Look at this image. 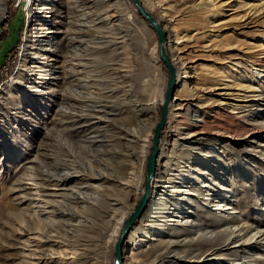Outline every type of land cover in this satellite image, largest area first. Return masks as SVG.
<instances>
[{
	"label": "rangeland",
	"instance_id": "rangeland-1",
	"mask_svg": "<svg viewBox=\"0 0 264 264\" xmlns=\"http://www.w3.org/2000/svg\"><path fill=\"white\" fill-rule=\"evenodd\" d=\"M44 1L31 0L34 12L30 13L28 0H0V264H37L31 253L40 258L56 253V259L61 252L76 264H113L114 245L122 227L107 249L112 216L108 214L120 215L123 226L144 193L145 163L168 73L158 55L154 29L138 15L130 0H49L53 7L49 12L40 5ZM156 1L160 5L153 8L150 0H141L162 25L165 36L167 32L171 36V45L176 35L194 37L185 53L192 66L191 87L225 78H256L257 66L245 71L235 67L228 55L235 53L236 47L252 57L255 47L264 43L261 17L250 27L239 25L244 15L240 2L262 9L264 0H215L214 15L208 0ZM224 2L227 4L221 5ZM105 16L112 20L108 27L98 20ZM121 16L127 22H118ZM213 17L222 25L214 33L206 32V21ZM40 22L53 30L45 33ZM261 54L252 62L264 66V47ZM174 66L176 76L181 74V65L176 62ZM68 68L73 71L69 77ZM49 71L57 72L60 79L54 82ZM38 72L43 76L36 75ZM262 75L256 80L264 87ZM41 80L44 85L38 84ZM246 107L242 112L200 109L198 116L179 111L174 126L182 130L196 123L199 133L193 138L198 140L192 147L181 148L179 143L183 141L179 139L178 144L172 142L166 148V152L172 146L178 153L191 151L189 159L209 164L218 178L228 182L227 188L212 182L210 174H197L199 179L188 174L186 155H169L174 160L169 167L166 159L159 165L160 135L154 171L161 167L185 176L191 183L195 179L210 198L221 196L232 205L218 208L213 204L220 198L207 203L196 192L182 195L174 191L168 202L170 210L179 205L180 196L198 199V207L188 204L186 215H166L167 222L160 221L161 226L146 224L130 241L139 221L151 216L146 206L121 245L123 264H129L132 255L136 263L153 260L168 242L184 244L168 257L180 264H264V240L248 242L249 235L238 236L239 243L221 256L205 253L223 240V234H208L218 220L241 218L244 228L257 227L264 233V99ZM141 110L148 113L146 118L137 112ZM97 112L101 116H95ZM216 132L221 134L218 137L223 144L210 142L209 136ZM202 145L231 157L223 161L206 158L198 150ZM98 167L107 170L106 175H100L107 182L92 187L79 184L99 174L91 169ZM64 173H73L70 178L75 181L65 190L47 181ZM128 177H132V183ZM33 183L45 191L41 199L53 201V208L66 217L77 215L80 221L64 218L51 227L42 215L41 223L33 222L35 202L41 200L29 191ZM21 185L27 191L15 190ZM46 228L52 231L49 241L73 244L75 257L45 245V238L37 239L36 231ZM189 251L198 258L182 259Z\"/></svg>",
	"mask_w": 264,
	"mask_h": 264
},
{
	"label": "bare ground",
	"instance_id": "bare-ground-1",
	"mask_svg": "<svg viewBox=\"0 0 264 264\" xmlns=\"http://www.w3.org/2000/svg\"><path fill=\"white\" fill-rule=\"evenodd\" d=\"M259 1H261V0H259ZM31 3H32L31 0H28V4L30 5L29 12L33 13L34 11L32 8L34 6L31 7ZM51 3L52 2L49 0L42 2L40 5L43 8V11H46V12L51 11L53 8ZM150 3H151V6L153 8L160 5L156 0H150ZM226 4L227 3L224 2L221 5L225 6ZM260 4H264V1H263V3H260ZM207 6L210 9L209 11L211 12V14L214 15L217 12L216 11L217 3L215 2V0H208ZM240 6H243V8H244V11H243L244 15H242L239 18L240 27L246 28V27H250L252 25H255L257 23L256 19L259 17H261L259 19L264 20V8L259 9L258 8L259 5H255L253 3H248L245 1H241ZM35 8H36V6H35ZM110 19H111L110 17L105 16V17H100V19H98V20H100L105 27L106 26L108 27L109 22L112 21ZM117 21L118 22L122 21V23L127 22L123 16H121V18H118ZM221 25H222V23H220L219 21L217 22V20L215 21L214 17L208 18L206 21V26L208 28V31L206 30V32L214 33V32H216V30L218 28H220ZM40 26L42 27V29L44 30L45 33H49L50 31L53 30V29L51 30V28L49 26H47V24H45V22H42ZM54 29L55 30L56 29L61 30L62 28L56 27ZM165 37H166V41H165L166 51H167V53L169 51L172 54V55L171 54L170 55H171V58H173V59H171V58L170 59H171L173 64L178 62L181 65V74H178L176 76V68H175V79H176V83H177L178 88L176 87L177 90L175 88L176 92L174 91V93H175V94H173L174 97H172L173 99L171 98V100L168 103L167 117L169 114V118L167 121V117H166V120H165V122L161 128V131L163 128L165 129L162 134L160 131V135H161V141H160V136H159V141L161 142V144H160V155H159L158 160H157L156 157H157V154L159 151V148H158L157 154L155 157V162L157 160V163L159 165H161V163L166 159V163L169 167V163L174 161L173 159H170L171 157L169 158V155H172V156L186 155L187 158H186V161L184 160V163H185V167H186V172L188 174H193L194 178H198V179L201 177L200 176L197 177V174L198 175L199 174L200 175L201 174L202 175L210 174L208 178H210L212 182H215V184H218L221 187L227 188L226 184L228 182L225 180L223 181L221 178H218L216 176V174L214 172H212L213 168L209 164H206L203 161H199V159H196V160L195 159H193V160L189 159L191 154H192L191 151L186 150L184 153L183 152L178 153V152H176L174 146H172V150L169 152H166L167 146L172 142L174 143V145L178 144L179 139L183 141V143L182 142L179 143L181 148H184L185 146H186V148L192 147L193 142L198 140L196 138H193V137H196L199 133V127L196 123L195 124L193 123V125L187 126L185 129L179 130L176 126H174L173 120L175 117H177L181 114L179 111H182V110L184 112H186L187 114H193V116H198L200 109H205L206 111H210V110H213L216 108L217 109L221 108L222 110H225L226 112L227 111L228 112H242L244 109L247 108L246 106H248L249 104H254L255 102H259V101L263 100L264 99V87L256 79H261L263 77L262 74H264V66H260L256 62H252V60L255 61V59H258L260 57V55H262L261 51L264 47V43H261L260 45L255 47V49L253 50L254 52L252 53L253 54L252 57H249L250 53H248L247 50L244 51V50H242L240 48H236V47H234V49H236V52L228 55L229 60H234V66L235 67H241V69H244L245 71H247V68H249L250 70H253V67L257 66L259 68V71H257L258 69L256 71H254V73L256 74V78H254L253 76L252 77H246L245 76V77L238 78L236 81H235V79L233 80L232 78L231 79L225 78V79L217 80V81L207 80V81H210L209 85H207V86L206 85H198V86L193 85L191 87V82H192L191 80L193 79V77L191 75L192 66H191L190 60L185 58V53L188 50V48H190L188 45L190 44L191 39L193 40L194 37L193 38L192 37L187 38L185 36L176 35L175 36V44H173L174 46L171 45V42H170L171 36L168 34V32H167V35ZM251 51H252V49H251ZM23 66H25L27 68L26 61H24ZM70 70H71V72L67 74L68 77H69V74H72V72H73L72 68H68V72ZM56 73L57 72L53 73V71L50 73V71H49V74H48V76H51V78H53L54 82H57V80L60 79L58 74H56ZM66 73H67V69H66ZM36 75L43 76L39 72ZM42 78H44V77H42ZM67 80H68V78H67ZM27 82H29V80H27ZM65 82L66 81H64V83ZM38 84L44 85V80H41ZM67 84L71 86L72 81L71 80L67 81ZM31 85H33V84H31ZM165 89H166V86H165ZM164 93H165V90L162 89L160 92L161 105L163 103ZM161 105H160V108H161ZM137 112L140 113L141 115H143L142 113H144L143 117H145V118L148 115V113L146 111L143 112V110L137 111ZM100 114H101L100 112H97L95 114V116H101ZM218 136L222 137L221 134H219L217 132L214 135L209 136L210 142L212 141V142L217 143V144H223L224 142H223L222 138H220ZM176 138H178V139H176ZM208 140H209V138H208ZM158 147H159V143H158ZM149 150H150V148H149ZM198 150L206 158L215 157V158L223 161V160H229L231 157V156L225 154V152H223V151L220 152L218 155L217 151L214 148H211V146H207V145L200 146V148H198ZM91 169L93 171L96 170V172H99V174L97 173L96 175L90 176V178H88V179L86 178L87 180H80L79 184H81V185L83 184L84 186H87V187H92L93 185L98 184V183H102L103 181H104V183L107 182L105 180H102V177H101L102 174L106 175L104 172H107V170H105L104 167L103 168L98 167L96 169L91 168ZM154 169H155V163H154L153 173L149 179V188H148V192H147L146 204H145L141 214L134 220L133 224L131 225V229L135 225L136 221L141 217L146 206L148 207V209L152 213H151V216L145 217V218L141 219V221H139L138 227H136L133 230V232L131 233V235L129 237L130 241L134 240L133 234H136L137 232H139V230H141V228H143L144 225L148 224V225H152V226H154V225L155 226H161L162 223H159L160 221L165 220L167 222L168 218L166 219V215H170L172 217L173 216H179L180 217V215H183V216L186 215V211L184 208L189 209L188 204H192V205L195 204L198 207L197 202H200L198 199L196 201H193L192 199H189V198L184 197V196H180V198L178 196H176L174 198H179V201H178L179 205L176 208H174V210H170V208H168V202L171 201L170 196H171V193L174 191H178L179 193H182V195L185 192H196L197 196L202 198L203 200H206L207 203L209 202V200H211V198H213V199L214 198H220V201L216 200L217 201L216 204H213L216 207L222 206V208H223V207H228V206L231 207V205H232L231 203L228 202V200L226 198L221 197V196L220 197L219 196H212L210 198V196H208L201 188H199L198 184L194 181L195 179L194 180L191 179L192 180V183H191V181L188 178H186L185 176L175 174V173L170 172L168 170H163V169H161V167H160V169H158L157 172L154 171ZM73 173H64L62 176L58 175V176H55L56 177L55 179H53V177H52V180H47V181L52 183V186H54L58 189H64L65 190L66 188H68L71 185L72 182L73 183L75 182L70 178V175H72ZM30 176H33V175L31 174ZM145 177H146V163H145ZM128 179L130 181L129 183H132L131 182L132 177H128ZM203 182H205V181H203ZM228 185H230V184H228ZM32 186H33L32 187L33 189H29V191L34 192L36 197L38 199H41L42 195H45V191L42 189V187L39 184L33 183ZM129 186H131V184L128 185V187ZM195 186H197L198 189H196ZM15 190L27 191V189H25L24 185H21L20 187H16ZM144 192H145V182H144ZM183 200H185V202H187V203L186 204L181 203V201H183ZM212 203H215V202H212ZM53 205H54L53 201L46 199V198L41 199L40 202L39 201L35 202L36 209L33 210V213L31 216L32 221L35 223H41L42 221L40 219H41L42 215H43V217H45V215H46L47 220H49L47 225H49L51 227L54 225L56 220H61V219L64 220V218H66V220H70L71 222H79L80 221V218L77 217V215L72 216V217L64 216V214L61 213L59 210L53 208L52 207ZM216 207H215V209H216ZM39 208H42V209H39ZM109 215H112V216L110 217ZM108 217L111 218L109 223L111 224V226L112 225L113 226L109 227L111 234L108 236V242L106 243L107 249L110 248V243L113 242L115 237L118 235V232L120 230V227H122V222H123L122 221L123 218L121 217L120 220H118V217H116L115 214H108ZM112 220L113 221L118 220V221H116L115 224H113ZM242 222L243 221L241 218H231V219L218 220L216 223V227L212 228L213 230H211V232L209 231L208 234H212V235L214 234L215 236H218L219 234H223L224 235L223 240L220 244L213 245L211 248H209V250H206L205 253H207L208 256H211V257L212 256L213 257L221 256L225 250H228L231 246L239 243L238 239H237L238 236H244L245 237V235H249L248 236L249 237L248 242L253 241V240H254L253 242H260V241L264 240V233H262L263 231H260L259 228L252 227V226L251 227L248 226L247 228H244V225L242 224ZM131 229H130V231H131ZM51 232L52 231L49 228H46L45 230H42V231L37 230L36 234H38V235L36 236V238L39 239L40 241H42L43 238H45V240H44L45 245H47V246L52 245L53 247H57L58 249L66 251L67 253H70L71 256L75 257L76 253H74L75 251H72V250H74L73 248H75V246L73 244L58 243V242H54V241H52V242L49 241L50 240L49 235ZM120 232H121V230H120ZM128 234L129 233H127V235ZM127 235L125 236V238L127 237ZM159 240L161 241L160 238H159ZM124 241H125V239L123 240V243H124ZM123 243H122V246H123ZM178 248L183 249L184 244H179V243L173 244V242H171V243L168 242L167 244H165L164 248L162 249V253L158 254L156 257L154 256L153 260H149V261L140 260L138 263H136L135 262V255H132L130 258L129 264H134V263H136V264H180L174 258H172L171 260L170 259L168 260V257L170 255L173 256V254L176 252V250ZM240 248L243 250H246V251L248 250V247H244L243 245H241ZM120 251H121V247H120ZM163 253H164V256L162 255ZM31 255L33 256L35 261H37V264H76L73 260H67L66 256L63 255L62 252L60 253V255L58 254L59 256L56 259L53 258V256L56 255V253H53L51 256L45 257V258L36 257L37 255L34 253H31ZM197 258L198 257H196V255L194 253L189 251V252L185 253V256L182 259H197ZM177 259H180V257H178Z\"/></svg>",
	"mask_w": 264,
	"mask_h": 264
},
{
	"label": "water",
	"instance_id": "water-1",
	"mask_svg": "<svg viewBox=\"0 0 264 264\" xmlns=\"http://www.w3.org/2000/svg\"><path fill=\"white\" fill-rule=\"evenodd\" d=\"M132 5L135 7L136 12L140 15L146 22L154 29L157 35V45H158V55L162 63L164 64L167 73H168V80L166 84V89L164 93L163 103L160 108V115L159 120L156 123L153 135L151 138L150 144V152L147 155L146 159V177H145V192L141 196L137 206L135 207L134 211L129 215V217L125 220L119 237L117 238L115 245H114V260L113 264H122V256L120 247L127 235V232L131 228L134 220L141 214L147 200V192L149 188V179L153 173L155 157L158 150V143H159V136L161 128L166 120L167 113H168V103L173 97L175 88L177 86L176 79H175V66L172 63L169 54L165 48V31L163 27L156 21L155 17L146 9L143 5L141 0H130Z\"/></svg>",
	"mask_w": 264,
	"mask_h": 264
}]
</instances>
